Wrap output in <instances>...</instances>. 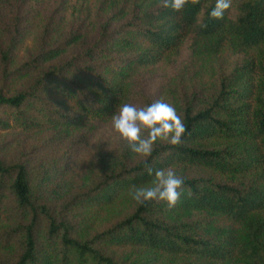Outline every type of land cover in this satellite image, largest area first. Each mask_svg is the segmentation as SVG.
I'll use <instances>...</instances> for the list:
<instances>
[{
    "label": "trees",
    "instance_id": "16d2710c",
    "mask_svg": "<svg viewBox=\"0 0 264 264\" xmlns=\"http://www.w3.org/2000/svg\"><path fill=\"white\" fill-rule=\"evenodd\" d=\"M150 1L154 3L121 28L130 35L115 38L105 31L83 54L45 68L28 90L1 93L0 110H7L14 123L0 116V128H39L44 123L40 116L80 126L112 118L120 104L147 106L156 100L134 86L135 75L176 53L192 36L207 53L218 56L230 50L237 56L218 75L212 95L177 105L187 127L183 142L172 146L158 141L147 158L153 170L171 167L184 177L192 195L185 191L174 207L165 201L136 202L130 195L133 186L149 185L153 177L144 158L131 164L123 157L102 171L91 188L56 207L42 201L25 163L0 159V224L8 189L21 219L7 238L0 237L1 249H9L17 237L21 253L1 264H158L145 251L190 255L204 264H264V0H231L223 19L210 16L216 0L189 3L180 12L162 7V0ZM0 52L11 59L8 51ZM56 54L53 50L47 57ZM99 57L106 59L79 66ZM37 62L18 71L35 68ZM57 85L77 115L40 107L42 95ZM119 200L129 203L130 213L92 232L96 209ZM194 212L205 216L195 221L176 217ZM110 248L129 252L116 257Z\"/></svg>",
    "mask_w": 264,
    "mask_h": 264
},
{
    "label": "rangeland",
    "instance_id": "374dc122",
    "mask_svg": "<svg viewBox=\"0 0 264 264\" xmlns=\"http://www.w3.org/2000/svg\"><path fill=\"white\" fill-rule=\"evenodd\" d=\"M154 1L121 0H0V50L8 51L6 61L0 52V94L13 95L28 90L42 71L60 66L74 55L83 54L103 35L110 31L115 38L130 35L121 28L134 18L136 12L148 8ZM57 54L48 58L50 51ZM117 57H125L118 55ZM237 56L230 50L214 56L196 47L194 38L187 37L179 50L159 63L140 69L133 79L135 87H142L155 100L177 105L186 100L201 101L212 95L222 70H229ZM38 59L35 68L19 70L25 63ZM106 57L81 62L79 66L99 63ZM14 72L6 77V73ZM61 86H51L39 102L44 109L58 110L62 115H77L62 94ZM134 106L143 107L142 102ZM33 106L32 108H34ZM33 110V109H32ZM0 116L13 124L7 110ZM38 119L39 128H0V159L6 164L22 162L32 178L37 180L42 201L62 206L76 193L95 185L102 171L114 168L123 157L129 163L140 157L131 152L128 142L121 138L108 120L92 119L80 126L56 123L47 116ZM14 196L6 190L3 201L4 221L0 237L16 227L20 217L15 214ZM131 207L125 200L101 209L93 216L97 231L110 222L129 214ZM188 220L203 219L205 214L194 212L179 215ZM9 249L0 248V264L15 261L21 253L17 237ZM116 257L128 254V249H109ZM158 264H204L190 255L145 251Z\"/></svg>",
    "mask_w": 264,
    "mask_h": 264
},
{
    "label": "clouds",
    "instance_id": "9594fccd",
    "mask_svg": "<svg viewBox=\"0 0 264 264\" xmlns=\"http://www.w3.org/2000/svg\"><path fill=\"white\" fill-rule=\"evenodd\" d=\"M196 5L199 0H162V7L180 12L186 5ZM231 6V0H216L210 16L213 19H223L224 13ZM202 27H207L206 24ZM112 125L122 139L128 142L131 152L144 158L145 168L153 179L149 185L133 186L130 195L143 204L148 201H165L169 207H174L180 201L185 191L192 195L190 189L185 188L184 177L171 168L153 170L148 165V157L154 151V145L166 142L172 146H179L187 127L176 108L164 100L144 106L136 107L133 104H120L112 115Z\"/></svg>",
    "mask_w": 264,
    "mask_h": 264
}]
</instances>
